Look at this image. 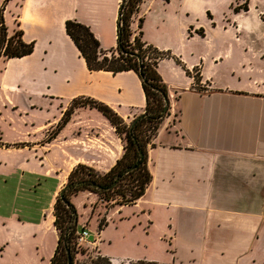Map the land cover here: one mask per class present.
Segmentation results:
<instances>
[{"label": "crops", "instance_id": "0c3cea01", "mask_svg": "<svg viewBox=\"0 0 264 264\" xmlns=\"http://www.w3.org/2000/svg\"><path fill=\"white\" fill-rule=\"evenodd\" d=\"M120 1L11 0L3 11L8 35L21 30L22 40L32 42L33 51L21 58H0L5 65L0 81L2 101L7 104L9 97L17 100L22 95L25 106L35 108L44 101L45 107H57L51 119L32 130L37 136L22 143L38 145L35 152H40L44 161L56 159V165L49 164L44 171L48 176L60 173L55 197L76 164L103 173L123 152L114 128L95 109L76 108L64 126L55 131L70 101L77 97L97 100L126 124L145 106L136 73L89 71L65 33V21L75 20L90 29L101 49L114 48ZM168 1L172 3L143 0L138 11L142 22L158 17L153 25L141 28L142 40L170 54L157 64V72L167 86L169 109L152 140L153 147L148 148L151 180L135 203L113 209L124 218L136 217L145 230H155L157 238L168 244L170 254L166 259L150 257L148 261L264 264V78H237L217 84V78L205 75L198 57L171 52V47L153 32L159 30L161 20L164 35L172 30L200 35V24L195 21L197 10L189 5L190 0H179L177 13L170 21L164 8ZM256 14L262 17L264 10ZM137 23L132 22L133 30H138ZM164 60L180 66L188 78H165ZM195 74L199 76L198 85ZM13 106L18 109L16 103ZM51 131L53 134H49ZM79 196L76 209L82 202L90 205L96 201V196L88 192ZM93 233L91 241L96 240V246L100 233ZM139 258L126 257L118 264L143 260Z\"/></svg>", "mask_w": 264, "mask_h": 264}, {"label": "rangeland", "instance_id": "374dc122", "mask_svg": "<svg viewBox=\"0 0 264 264\" xmlns=\"http://www.w3.org/2000/svg\"><path fill=\"white\" fill-rule=\"evenodd\" d=\"M178 4L179 0H172L164 7L170 21L177 13ZM244 4L247 11L242 9ZM189 5L197 10L195 21L200 24L197 28L200 35L190 30L179 33L172 30L164 35L161 32L162 20L159 30H153L161 42L171 47V52L198 57L205 75L217 78V84L220 81H236L237 78H264V15L260 17L256 14V11L264 10V0H190ZM10 14L11 8L7 16L10 17ZM134 16L137 21L138 16ZM155 20L157 22L158 17H150L146 22L143 19L141 28L153 25ZM162 63L165 78H188L174 62L164 60ZM4 69L5 65L0 61V81ZM21 96L17 100L11 96L5 104L0 87V148L6 152L0 150V264H48L57 243L50 218L60 173L44 175L49 164L56 165V159L51 157L49 161H44L42 154L35 152L39 149L38 145L22 143L24 139L37 136L32 130L47 118L51 119L57 113V107H45V102L40 101L39 105L31 108L25 106ZM80 198L79 194L73 197L72 204L77 205ZM95 198L93 204L82 202L77 206L76 229L80 232L85 225L91 231L88 241L95 237L93 231L96 230L101 238H98L96 246L77 248L76 262L96 253L109 257L114 264L126 257H141L139 259L146 261L150 257L166 259L170 254L168 244L157 238L155 230H145L136 217L130 215L124 218L115 212L113 208L118 205L109 207L106 202ZM109 209L112 210L108 213ZM101 219L106 225L98 231Z\"/></svg>", "mask_w": 264, "mask_h": 264}, {"label": "trees", "instance_id": "16d2710c", "mask_svg": "<svg viewBox=\"0 0 264 264\" xmlns=\"http://www.w3.org/2000/svg\"><path fill=\"white\" fill-rule=\"evenodd\" d=\"M4 0L0 6V58H21L33 51V43L22 40V31L17 29L8 35L3 19ZM167 1V0H165ZM143 0H121L118 7L116 23V46L103 50L90 29L75 21L66 20L65 33L71 39L80 57L89 71H108L116 74L123 71H133L141 81L145 96L143 112L126 124L109 106L89 97H77L70 101L57 124L58 131L69 120L76 108L87 107L97 110L114 128V132L123 144V152L114 165L106 172L78 163L69 172L66 182L61 188L62 195L55 197L52 205L53 227L57 234L55 250L49 264H68V254L71 264H112L111 259L100 253L87 255L84 261L76 262L74 257L77 248V212L71 199L80 193L88 192L106 205H132L145 192L151 180L148 170V148L153 147L152 140L163 119L168 115V90L157 72V64L163 58L170 57L169 52L160 51L142 40V18H137V32L133 36L131 24L138 16L139 6ZM247 11V5L242 6ZM264 22V18H263ZM176 63L181 65L174 58ZM188 74V72H186ZM196 85L198 74L193 75ZM55 133V132H54ZM53 134V133H52ZM108 207V206H107ZM106 225L101 219L98 231ZM85 255V253L82 252ZM121 264H158L153 261L136 260Z\"/></svg>", "mask_w": 264, "mask_h": 264}, {"label": "built area", "instance_id": "2783aa9c", "mask_svg": "<svg viewBox=\"0 0 264 264\" xmlns=\"http://www.w3.org/2000/svg\"><path fill=\"white\" fill-rule=\"evenodd\" d=\"M133 36L136 35V30H133ZM78 237H77V241L78 244L81 246H94L96 244V240L93 241H88L87 237L89 235V231L86 228H81L80 232L77 233Z\"/></svg>", "mask_w": 264, "mask_h": 264}, {"label": "water", "instance_id": "95a60500", "mask_svg": "<svg viewBox=\"0 0 264 264\" xmlns=\"http://www.w3.org/2000/svg\"><path fill=\"white\" fill-rule=\"evenodd\" d=\"M62 192H63V190L61 189L60 192H59V195H62ZM67 254H68V264H71V257L69 255L68 251H67Z\"/></svg>", "mask_w": 264, "mask_h": 264}]
</instances>
